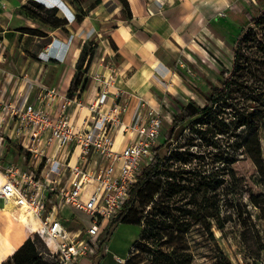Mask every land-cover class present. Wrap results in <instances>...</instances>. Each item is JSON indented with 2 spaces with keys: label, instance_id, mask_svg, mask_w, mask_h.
<instances>
[{
  "label": "crops",
  "instance_id": "crops-1",
  "mask_svg": "<svg viewBox=\"0 0 264 264\" xmlns=\"http://www.w3.org/2000/svg\"><path fill=\"white\" fill-rule=\"evenodd\" d=\"M28 1L0 0V94L13 103H37L54 111L58 100L50 108L49 98L42 95V89L54 88L60 97H69L83 48L92 44L95 53L92 57L90 53L84 56L81 69L84 72L88 66L84 73L88 78L87 85L83 91L76 90L69 97L83 105L80 108L73 104L69 110L71 121L77 125L90 119L93 102H99L97 110L101 113L120 105L125 109L122 121L132 124L147 112L144 102L159 106L156 94L162 86L168 82H172L170 86H176V80H181L175 71L166 72L165 64L185 51L200 48L198 42L202 37L216 44L217 41L221 43L222 36L233 38L264 6V0H127L132 12V18L127 19L120 0H91L81 12L66 1L64 11L59 9L68 22L66 31L50 32L51 40L44 49H29L21 46L25 35L29 34L20 31L34 27L33 21L20 12ZM36 1L47 8H59L57 0ZM68 14L71 18H67ZM77 15L82 16L80 22L76 20ZM42 52L49 59H45ZM31 85H35L34 91ZM16 130L15 120L6 123L0 118V154L8 151L9 155V150L15 149L14 144L22 145L23 140L16 135ZM127 141L123 128L119 129L115 134V147L122 149ZM39 155L37 151L38 159L30 161L33 171L41 172V177L50 183L58 177L54 169L58 162L50 168L48 165L42 168ZM20 160L26 161V157L20 155ZM5 180L6 175L0 170V185ZM20 211L13 203L0 199V264L7 262L41 229L39 219L38 230L29 231V221L38 218L34 215L26 217ZM139 227L137 236L136 230L133 234L132 228L118 225L113 232V237H118L117 243L110 237L95 255L80 258L76 264H126L134 243L141 236L143 228Z\"/></svg>",
  "mask_w": 264,
  "mask_h": 264
},
{
  "label": "trees",
  "instance_id": "trees-1",
  "mask_svg": "<svg viewBox=\"0 0 264 264\" xmlns=\"http://www.w3.org/2000/svg\"><path fill=\"white\" fill-rule=\"evenodd\" d=\"M127 19L132 18L127 0H120ZM27 18L46 23L42 14L48 12L54 21L53 30L63 28L66 19L57 17V8L29 0L20 8ZM76 20H82L81 15ZM23 33L46 37L33 28H21ZM232 70L223 69L221 86H215L207 95L199 88L191 89L205 100L199 106L194 100L180 106L173 116L165 140L154 149L155 157L133 185L131 196L122 214L114 219L107 231L106 241L119 224L142 226L137 248L148 255L144 264H192L193 251L187 232L202 226L211 236L212 229L223 231L237 215L241 225L250 214L248 203L243 202L244 190L235 168L243 157L254 163L258 181L264 180V160L258 130L264 129V10L251 16L238 36L233 51ZM95 53V47L85 46L68 91H83L88 78L81 71L84 56ZM84 77V78H83ZM220 108V110H218ZM232 118H225V111ZM206 127L205 130H192ZM212 128V130H208ZM241 129V131H239ZM213 150H203L206 143ZM176 144L173 148L172 145ZM250 202L258 207L256 194ZM52 194H49L51 197ZM158 245L156 249L152 247ZM104 245H101L103 247ZM39 234L29 237L4 264H57L44 256L53 257ZM100 247V248H101ZM48 248V247H47ZM55 258V257H53ZM227 261L225 256L212 264ZM126 264H142L128 258Z\"/></svg>",
  "mask_w": 264,
  "mask_h": 264
},
{
  "label": "built area",
  "instance_id": "built-area-1",
  "mask_svg": "<svg viewBox=\"0 0 264 264\" xmlns=\"http://www.w3.org/2000/svg\"><path fill=\"white\" fill-rule=\"evenodd\" d=\"M46 95L50 108L58 100L54 111L37 103H13L0 94V118L6 123L15 120L16 135L23 137L22 146L29 152L38 151L48 166L57 161L68 170L65 173L68 185L59 187L61 178L47 183L45 178H37L33 170L21 174L16 170L19 176L8 171L0 185V199L41 220L38 234L58 264H76L80 258L95 255L106 241V238L102 240L103 235H107L111 222L126 208L133 185L154 159V149L163 141V123L171 118L165 115L161 105L154 107L144 102L147 112L132 124H124L125 109L120 105L101 113L97 110L99 102H93L91 120L77 125L71 121L69 109L73 104L82 108L81 102L60 97L54 88L47 90ZM121 128L128 141L119 149L115 147V134ZM53 144L50 155L48 149ZM76 148L78 155L71 164L70 157ZM92 183L95 186L86 195V188ZM49 194L55 195L56 203L44 217ZM65 207L82 223L78 230H69L57 217L58 209ZM84 219L88 220L86 224ZM117 260L123 262L121 258Z\"/></svg>",
  "mask_w": 264,
  "mask_h": 264
},
{
  "label": "rangeland",
  "instance_id": "rangeland-1",
  "mask_svg": "<svg viewBox=\"0 0 264 264\" xmlns=\"http://www.w3.org/2000/svg\"><path fill=\"white\" fill-rule=\"evenodd\" d=\"M66 1H69L73 8L76 11L78 10L79 12L83 10L84 6H89V4L91 3V0H57V5H59V8H57V17L62 19H64V17L62 11L60 10L64 9L65 5L63 3H65ZM263 10H260V13ZM260 13H258L256 16H258ZM41 16H44L46 23L31 20L33 21L34 27L29 28L44 32L47 34V36L40 37L25 35L26 39L21 43V46L29 49H35L37 47L44 49L48 41L51 40V38H49V34L50 32L52 33L55 30L50 27L49 23L51 24L54 21V17H50V14L48 12L42 14ZM67 16V18H71V15L68 14ZM56 30H63L65 32L66 28L63 27ZM239 35L240 31L239 33H236L233 38H226L222 36L220 39L221 43L220 41H217V44H219V46L211 41V39L207 40L202 37L198 42L199 46H201L200 48L191 49V51H185L181 53V56L177 57L174 61H170L165 64L166 72L175 71V73L180 77L181 80H176V86H170L172 82H168L169 84H165V86H162L161 91H158L156 94V99L159 101L158 105H161L164 109L165 115L171 118L167 119L163 123V141L165 140V133L172 125L173 116L180 111L181 105L188 103L189 100H194L199 106H203L205 103L204 98L194 92L190 88V86L199 88L203 93L207 95L210 93L213 87L221 86V80L223 79L221 71L223 69H227L229 71L232 70L234 53L233 51L235 42ZM43 53L44 52H42L41 54L43 55ZM43 57L45 59H49V56L43 55ZM179 85L182 88L179 87ZM30 87L31 90H35V85H31ZM38 89L41 88L38 87ZM47 90L49 89H42V95H46ZM218 110H220V108H218ZM225 118L228 120L232 118L230 111H225ZM169 124L171 125L169 126ZM203 128L206 127H196L192 130H205ZM208 130H212V128L209 127ZM239 131H241V129H239ZM258 135L264 160L263 128L258 130ZM21 138L22 140H24L23 137ZM175 146L176 144L172 145L173 148ZM14 147V150H9V155L7 154L8 151H4V153L0 154V170L5 175H7L9 171V173H11L13 176H19L16 173V170H18L19 174L26 170H34L33 165H31V163L33 164V162L30 161H35L38 159L35 156L36 153L29 152L22 145L14 144ZM53 147L54 144L49 147V154L52 153ZM214 148V145H211L210 142H208L206 143L205 147H203V150L207 149L211 151ZM20 155H24L26 157V161L20 160L19 162ZM77 155L78 149L76 148L70 157V163H73L75 161ZM39 157L41 158L40 164L42 168L47 167L46 158L42 155H39ZM62 159L64 160V156L62 157ZM48 168H50V166H48ZM235 168L237 170V175L240 177L241 188L244 190L243 202L248 203V209L250 210V214H245L246 224L241 225L237 220V215H234L232 213V221L228 222L226 228L223 231L219 230L217 227H213V236H211L202 226H194L190 231L187 232V237L193 251L192 264H212L215 261L220 260L222 256H225L227 258V261H222L221 264H264V180L262 182L258 181L257 168L248 157H243L238 163H236ZM54 169L56 172L55 174L58 176L57 178H63L59 187H66L68 185V183H66V179L68 178V176L66 177L65 173L68 170H65L59 162L55 165ZM34 172L36 174V177L40 178L41 172ZM18 180L21 181V178H19ZM252 193L259 196L258 200H256L259 202L258 207H254L250 202ZM55 203L56 198L54 194L53 196L47 198L44 217L52 212ZM20 214L25 215L26 217H31L27 214H23L22 211H20ZM57 217L67 225V228L69 230L75 231L82 227V223L80 222V220L77 217H74L66 207L58 209ZM39 221V219H37V221H29V224H27L29 231H37V222ZM87 222V219L83 220V224H86ZM40 226L42 227L41 223ZM124 226L132 228L131 232L133 234L137 232L136 235H139L141 230L139 226L129 224H124ZM134 230H136V232ZM129 235L127 236V238H129ZM110 237L113 238L114 243L118 242L117 236L113 237L112 234ZM105 238L106 233L103 235L102 240ZM124 239L126 240V236H124ZM109 240H107V242H109ZM124 243L126 244V242ZM120 245L125 246L121 243ZM157 247L158 245H155L152 248L156 249ZM47 249V247L43 248V250L45 251H47ZM44 256L50 260L56 261L58 264L56 258L50 257L46 253L44 254ZM130 257L134 258L136 262L141 261V263L144 264V262H146L148 258V255L145 251L137 248L134 245L131 249Z\"/></svg>",
  "mask_w": 264,
  "mask_h": 264
},
{
  "label": "bare ground",
  "instance_id": "bare-ground-1",
  "mask_svg": "<svg viewBox=\"0 0 264 264\" xmlns=\"http://www.w3.org/2000/svg\"><path fill=\"white\" fill-rule=\"evenodd\" d=\"M94 186H95L94 183L88 185L87 188H86V192H85V194H86V195H87V194L89 195V194L91 193V191L93 190ZM31 215H33V214H31Z\"/></svg>",
  "mask_w": 264,
  "mask_h": 264
}]
</instances>
